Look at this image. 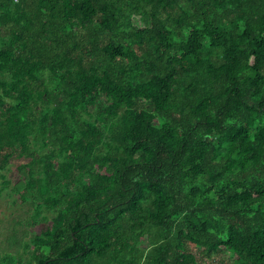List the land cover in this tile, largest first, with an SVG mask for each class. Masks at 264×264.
Here are the masks:
<instances>
[{
  "label": "trees",
  "instance_id": "obj_1",
  "mask_svg": "<svg viewBox=\"0 0 264 264\" xmlns=\"http://www.w3.org/2000/svg\"><path fill=\"white\" fill-rule=\"evenodd\" d=\"M15 157L8 264H264V0H0Z\"/></svg>",
  "mask_w": 264,
  "mask_h": 264
},
{
  "label": "rangeland",
  "instance_id": "obj_2",
  "mask_svg": "<svg viewBox=\"0 0 264 264\" xmlns=\"http://www.w3.org/2000/svg\"><path fill=\"white\" fill-rule=\"evenodd\" d=\"M28 161L29 158L15 157L0 175V264H8L21 255L30 258L31 248L24 245L47 224L42 218L34 222V206L21 199L19 188L25 184V170L20 166ZM217 263L231 264V261L222 254Z\"/></svg>",
  "mask_w": 264,
  "mask_h": 264
},
{
  "label": "built area",
  "instance_id": "obj_3",
  "mask_svg": "<svg viewBox=\"0 0 264 264\" xmlns=\"http://www.w3.org/2000/svg\"><path fill=\"white\" fill-rule=\"evenodd\" d=\"M15 1H17V2H18L19 0H15Z\"/></svg>",
  "mask_w": 264,
  "mask_h": 264
}]
</instances>
